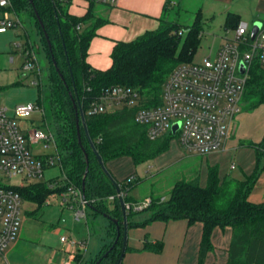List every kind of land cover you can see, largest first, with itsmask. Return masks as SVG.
Instances as JSON below:
<instances>
[{
	"label": "trees",
	"instance_id": "1",
	"mask_svg": "<svg viewBox=\"0 0 264 264\" xmlns=\"http://www.w3.org/2000/svg\"><path fill=\"white\" fill-rule=\"evenodd\" d=\"M11 1L14 11L24 10L35 18L49 62V110L57 138L59 166L67 182L80 188L84 197L90 200L89 207L95 215L106 214L118 220L117 224L110 221L106 230L110 242L102 247L96 257L83 262L79 256L76 259L80 264H96L118 238L116 246L99 263L117 264L124 242V214L120 200H113L112 207L105 201L117 193V186L124 189L133 181L128 183L127 178L117 182L106 163L127 156L135 165H139L169 149L173 138L165 135L151 140L147 127L135 121V114L140 107L161 105L162 88L168 75L177 65L193 61L202 38L201 10L191 24L184 25L170 18L172 3L168 0L159 18V27L146 31L132 41L115 42L111 67L100 70L87 62L90 43L97 35V30L107 22L94 13L98 3L96 0H87L88 12L81 17L69 12L71 0H32V3L30 0ZM226 23L233 30L240 19L235 13L228 12ZM78 25H81L80 29H77ZM116 85L135 88L140 93L139 105L89 115L87 112L91 101L104 89ZM89 87L91 90H88ZM245 98L250 109L264 105V69L259 64H255L250 72ZM74 103L85 114V125L80 119L79 130ZM37 104L43 106V99ZM240 145L254 148L256 152L254 171L246 180L228 176L222 178L217 166L209 167L206 186H202L197 178L177 182L169 197H150V205L143 209L151 210L152 216L149 219L129 222L128 227H145L154 221L169 223L182 219L189 224L201 222L204 231L198 264H204L205 256L212 247L214 228L228 226L232 228L233 234L227 264H264V202L253 203L249 200L256 181L264 171V136L258 143L242 141ZM97 155L102 158L108 174ZM53 182L40 181L14 189L24 201L37 205L38 208L32 211L36 212L45 205L49 194L63 191L68 185L51 188ZM124 201L134 202L127 195ZM136 213L127 210V219ZM144 248L159 253L163 243L154 244L146 238ZM127 250L129 248L126 245Z\"/></svg>",
	"mask_w": 264,
	"mask_h": 264
},
{
	"label": "rangeland",
	"instance_id": "2",
	"mask_svg": "<svg viewBox=\"0 0 264 264\" xmlns=\"http://www.w3.org/2000/svg\"><path fill=\"white\" fill-rule=\"evenodd\" d=\"M173 1L176 4L170 9V18L184 25L191 24L197 12L201 10L202 38L193 56V61L197 62L209 56L214 57L220 46L227 39L232 38L234 30L229 29L226 23L228 12L235 13L241 22L248 24L249 29L257 18H264V0ZM97 6L101 4L97 3ZM5 11L10 12L12 19L18 17L22 25L0 33V106L12 110L16 105L37 104L43 99L42 111H35L29 118L19 120L20 126L25 129L24 133L34 128L47 130V125L55 131L48 99L49 62L42 47L35 18L30 12L14 11L11 7L0 9V19H3ZM29 46L35 53L39 69L25 68L26 48L29 49ZM241 108V113L235 119L236 126L240 123V130H244L245 133L256 132L264 123V106L250 109L244 96ZM242 114L247 118L245 126L239 120ZM43 145L37 143L29 147L35 155L55 154L53 144L48 148ZM130 162L128 159L127 164L120 166L124 172L129 171V174H133L129 177L133 178V182L127 184V197L141 204L146 197H169L172 187L179 181L197 178L202 186H206L208 170L212 166L218 167L220 177L229 173L228 177L246 180L254 171L256 152L254 148L240 146L208 155H193L184 151L175 137L170 143V148L155 159L135 167ZM233 172L238 173L236 174L238 176H233ZM63 177V172L57 165L45 171L42 182L57 181L61 186L64 182ZM3 183V185H17L21 180L15 178ZM60 204V197L52 193L47 197L45 205L36 212L32 211L38 208L37 205L24 201L18 237L6 252L9 263L49 264L51 261V264H60L65 256L67 258L60 241L62 235L72 236L78 241H86V250L82 248L77 252L80 259L83 254L86 260L96 257L104 244L109 241L106 234L109 219L102 214L94 215L92 209L88 207V223L85 220L78 222L73 212L62 208ZM107 205L111 207L112 203ZM136 212L130 216V219L151 214V210L147 209Z\"/></svg>",
	"mask_w": 264,
	"mask_h": 264
},
{
	"label": "built area",
	"instance_id": "3",
	"mask_svg": "<svg viewBox=\"0 0 264 264\" xmlns=\"http://www.w3.org/2000/svg\"><path fill=\"white\" fill-rule=\"evenodd\" d=\"M100 4L114 6L118 0H96ZM12 7L11 0H0V9ZM22 25L10 12L5 11L0 19V33ZM81 25L77 26L80 29ZM232 38L227 39L214 57H206L197 62L191 61L177 65L168 75L161 93L162 103L155 107H140L135 121L147 127L148 137L156 140L165 135L176 137L178 145L193 155H208L224 151L235 129V119L241 113V102L245 96L250 72L255 64L264 69V22L252 37V27L241 22L233 29ZM20 46V44H17ZM244 70H241V67ZM25 68L39 69L32 48H26ZM39 76V73H37ZM88 90H91L90 87ZM140 93L128 86H111L104 89L92 100L89 115H97L127 106L136 107L140 103ZM42 111L38 104L16 105L12 110L0 106V264H10L6 252L18 237L24 200L15 187H23L44 178L48 168L59 166L56 134L47 125V130L34 128L24 133L19 120L29 118L33 112ZM44 113V111H43ZM179 124L176 132L173 126ZM42 143L45 148L53 144L55 154L35 155L29 145ZM234 166V165H233ZM68 184L61 193V207L70 209L76 221H87L90 200L86 199L80 188ZM19 178L20 184L3 185L4 181ZM133 178H129V181ZM60 187L59 182L50 184ZM127 188H120L109 200L123 199ZM151 199L143 203H126L125 209L139 211L148 207ZM64 250L70 253L63 264H72L75 253L87 247L86 241H78L62 236Z\"/></svg>",
	"mask_w": 264,
	"mask_h": 264
},
{
	"label": "crops",
	"instance_id": "4",
	"mask_svg": "<svg viewBox=\"0 0 264 264\" xmlns=\"http://www.w3.org/2000/svg\"><path fill=\"white\" fill-rule=\"evenodd\" d=\"M167 1L168 0H118L117 4L114 6L106 4H101V6L96 5L94 13L105 18L107 22L97 30V35L92 39L89 46L87 62L92 67L100 70H106L111 67V53L115 42L132 41L146 31L156 30L159 27V18L163 14L164 5ZM170 1L172 5L176 4L173 0ZM88 8L89 3L87 0H71L69 4V12L80 17L88 12ZM256 21L264 22V18H257ZM239 120H241L243 124L247 123V118H244L243 114L239 116ZM240 128V123L237 126L235 125L233 137L231 141H228L227 145L229 146L227 147L226 145L225 150L228 148L235 149L240 147V142L242 141L258 143L264 136V123L259 126L257 129L258 131L256 130L254 133H252V131L245 133V131L240 130ZM128 159L135 167L133 160L127 156H122L106 163L107 169L117 182H122L133 176V174H129V171L124 172L121 168L122 165L128 163ZM233 167L232 165V168ZM236 174L238 173H232L233 176H238ZM61 192L62 191L58 193ZM52 195L60 197L62 203L60 195L54 192ZM108 198L105 202L112 203ZM148 198L150 197H146L145 199ZM249 200L253 203L264 202V171L256 181L254 189L249 196ZM133 201L132 203L138 204V201ZM60 206L62 205L60 204ZM151 216L152 212L150 215H146L142 218L130 219L129 217L128 223L143 222ZM86 222L88 223V219ZM203 231L204 225L201 222L189 224V222L184 219L170 221L169 223L154 221L145 227H128L127 246L129 250L125 251L122 264H198ZM232 234L233 230L231 227L214 228L211 235L212 247L205 256L204 264H227ZM146 238L154 244L156 242H162V251L156 253L146 250L144 248V240ZM108 242H110V238ZM64 247L63 244L62 248L67 258H65V256L60 264H63L70 256V253L65 251ZM77 252L75 253V258H71L73 261L72 264H80L76 260V256H78ZM81 259V262L86 260L84 259V254ZM49 264H51V261Z\"/></svg>",
	"mask_w": 264,
	"mask_h": 264
},
{
	"label": "water",
	"instance_id": "5",
	"mask_svg": "<svg viewBox=\"0 0 264 264\" xmlns=\"http://www.w3.org/2000/svg\"><path fill=\"white\" fill-rule=\"evenodd\" d=\"M30 2L32 3V0H30ZM35 14H36V17L39 20V22H40V24H41V26L43 28L42 21H41L40 16H39V14H38V12H37L36 9H35ZM261 25H262V22L261 21H255L253 23V25H252V37H255V35L259 31ZM45 35L47 37V34L46 33H45ZM48 43H49V47L51 48V44H50L49 41H48ZM54 64H56L55 61H54ZM241 70L242 71L244 70L243 65L241 67ZM73 102H74V99H73ZM74 106H75V109H76L77 123H78V130H79V128H80L79 120L80 119L82 120V123L85 125V114H84V111L76 103H74ZM178 126H179V124H175L173 126V132H176ZM78 136H79V139H80V131L78 132ZM80 143H81V141H80ZM91 144L93 145L92 142H91ZM82 148H83V146H82ZM85 156H86V159L88 160L87 155H85ZM97 157H98L99 162L102 164L105 172L107 173V170L105 168V165L103 163L102 158L99 155H97ZM86 173H87V171H86ZM110 178H112V177L110 176ZM119 190H120V188L117 186V192H119ZM120 204H121V207L123 209V214H124V219H123V225H124V242H123L122 254H121V257H120V259H119V261H118L117 264H121V262L123 260V257H124V254H125L126 245H127V234H128V219H127V214H126V209H125V201L123 199H120ZM103 215L105 217H107L110 221H113L116 224L118 223V220L112 219L110 216H108L106 214H103ZM117 242H118V238L114 241V243L111 246V248L98 260V262L96 264H99L103 260V258H105L109 254V252L112 251V249L116 246Z\"/></svg>",
	"mask_w": 264,
	"mask_h": 264
}]
</instances>
